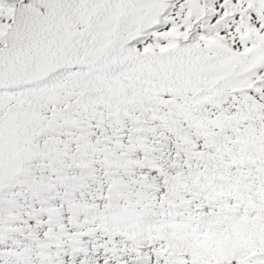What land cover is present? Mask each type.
<instances>
[{
    "label": "snow or ice",
    "instance_id": "obj_1",
    "mask_svg": "<svg viewBox=\"0 0 264 264\" xmlns=\"http://www.w3.org/2000/svg\"><path fill=\"white\" fill-rule=\"evenodd\" d=\"M0 264H264V0H0Z\"/></svg>",
    "mask_w": 264,
    "mask_h": 264
}]
</instances>
